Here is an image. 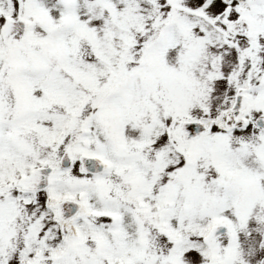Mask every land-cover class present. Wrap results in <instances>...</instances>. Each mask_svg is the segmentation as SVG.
<instances>
[{
	"label": "snow or ice",
	"instance_id": "1",
	"mask_svg": "<svg viewBox=\"0 0 264 264\" xmlns=\"http://www.w3.org/2000/svg\"><path fill=\"white\" fill-rule=\"evenodd\" d=\"M0 264H264V0H0Z\"/></svg>",
	"mask_w": 264,
	"mask_h": 264
}]
</instances>
